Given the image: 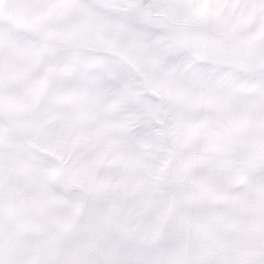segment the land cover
I'll return each instance as SVG.
<instances>
[{
    "label": "snow or ice",
    "instance_id": "1",
    "mask_svg": "<svg viewBox=\"0 0 264 264\" xmlns=\"http://www.w3.org/2000/svg\"><path fill=\"white\" fill-rule=\"evenodd\" d=\"M136 10L166 18L182 92L174 246L158 264H264V0H0V264H137L111 187L146 133L141 101L158 102L124 35ZM223 178L246 180L250 226L189 244L217 211L201 183Z\"/></svg>",
    "mask_w": 264,
    "mask_h": 264
},
{
    "label": "rangeland",
    "instance_id": "2",
    "mask_svg": "<svg viewBox=\"0 0 264 264\" xmlns=\"http://www.w3.org/2000/svg\"><path fill=\"white\" fill-rule=\"evenodd\" d=\"M130 15L141 27L139 30H126L124 35L128 42V48L132 60L137 58V55H139L140 58H144L145 61H148V65L142 64L144 65V68H142V66H139L143 71L151 68L150 66L153 60L152 68L154 69L152 72L154 73H152L151 71H144V87L147 88L148 91H150V84L153 81H155L156 84L157 82L164 83L168 78L166 74L169 75V73L171 72L168 70V66L170 57L173 54V43L168 37L167 21L162 14L155 11L136 10L133 11ZM254 15V12L238 15L236 17L234 26L240 29L246 28L253 22ZM254 38L264 39V28L257 30L254 33ZM146 74L149 75L148 78L146 77ZM146 79H148L147 82ZM158 105L159 112L163 113V109L166 108V106L161 102ZM157 107V105H151L149 103H144L143 101H141V108L145 117L144 126L146 128V133L132 146V148L128 152L123 153L116 161H114V165H120V161H129L132 163L139 161L140 163H143L144 166L148 165L159 167L158 163L160 159L165 161L169 159V156L170 158L174 157V154L169 155L167 151V142L170 141L169 136L163 135L164 132L162 131L158 132L159 135L157 134V126L162 125L161 122L166 121L165 118H163L165 115L161 114L159 115L160 117H157V114L155 112H150L153 111L154 108L155 110H157ZM157 144L159 147L157 146ZM152 149H155L157 151V154L155 155V163L147 164L149 161H152L149 159L150 155L149 157L146 156L148 154L147 151H152ZM139 153L142 154V156H140V158H137V154ZM169 163H172L173 165V159H171ZM172 171H175V168H173V166L171 173ZM150 173L151 169L146 170V168H144L145 175H152ZM118 175L112 182V191L115 187L113 183L118 182L120 179ZM170 175L167 174L164 176V178H170ZM172 177L175 178L174 173H172ZM151 181L152 180L147 179L145 191H150V198L157 188L159 194V196L155 200V208L158 211H155L156 222L154 223V227L156 228L154 229H159L164 232L162 236L161 234L158 235V232L150 233L151 238H153L154 234V239H156V241H162L164 240V233L173 236V205L172 208H170V210L166 212L165 210L160 211L161 203H163L161 196L167 198L164 199V201L168 205L172 204L170 200V194L168 192V188H170L171 183H156V185L153 186L151 183H149ZM169 182H172V179H170ZM246 184L247 182L244 178L211 179L202 182L200 185L201 190L206 192L211 197L212 204L215 209H217V211L213 214L212 219H210L209 221L200 224L193 223L192 225H189L185 229L186 241L191 244L200 235L207 232H214L218 235L223 236L236 233L248 228L250 226L249 218L252 214L253 208L251 200L249 199L246 191ZM145 194L146 193H144L143 195ZM115 195L116 194H113L112 202V210L114 213L112 230L117 235L124 237L128 241L129 245H135L131 243H134V241L141 238V233H139L137 229L140 225H136V216L137 214L141 213L143 208L142 206H140L141 211L139 210V206H137L139 205V201L135 200L136 197L134 196V194H129L126 191V193H124L121 197ZM138 197H141V193L140 195L138 193ZM145 202H147L146 199ZM145 234L147 233L144 232V235ZM143 238L144 237H142V239ZM128 250L135 251V249L131 247H129Z\"/></svg>",
    "mask_w": 264,
    "mask_h": 264
},
{
    "label": "crops",
    "instance_id": "3",
    "mask_svg": "<svg viewBox=\"0 0 264 264\" xmlns=\"http://www.w3.org/2000/svg\"><path fill=\"white\" fill-rule=\"evenodd\" d=\"M133 61L138 65L142 66L144 68V65H148V61L144 60V58H140L139 55H137V58L133 59ZM150 69H146L144 71H153V60L152 64L150 66ZM152 69V70H151ZM154 73V72H152ZM167 80L164 83L153 81L150 85V93L151 96L154 97L158 102L153 103L151 100H143L144 103H149L151 105H157V110L150 111L155 112L157 117H160L159 115H165L163 118H165V122H161L162 125L157 126V134L159 135V131L164 132L163 135L169 136L170 141L167 142L168 144V153L169 155H175L174 149L179 144V134H180V128L182 127V122L177 119L176 113H175V105L181 102L182 99V92L180 87H178L179 84V77L174 75L173 73L166 74ZM148 74H146V77L148 78ZM148 79H146V82ZM150 82V81H149ZM166 84V85H163ZM162 103L166 106V108L163 109V113L159 112V103ZM153 109V108H152ZM147 113V112H146ZM162 118V119H163ZM159 119V118H158ZM159 129V130H158ZM153 132V131H152ZM151 132V133H152ZM154 134V133H152ZM155 135V134H154ZM158 146V144H157ZM159 147V146H158ZM166 151V150H164ZM147 155L150 160L147 164H154L155 162V155L157 154V151L155 149H152V151H147ZM144 154V153H143ZM142 154H137V158H140ZM144 156V155H143ZM174 157L169 156L168 160H159V167L157 166H144L143 163L137 162H121L120 165L115 164L114 166L118 168L120 174L118 175L120 177L118 182L113 183L115 185L113 189V194H116L115 196L121 197L124 193L134 194L136 197L135 200L139 201V210L141 209L140 206H142L141 213L137 214L136 216V225H140L137 229L138 232L141 233V238L134 241L135 245H129V247L134 248L135 251H129L128 250V256L131 260L137 262V264H158V262L163 261L168 256L171 255L173 251L174 246V238L172 235L164 233V240L162 241H156L155 236L153 234V238H151V233L158 232V235H163L164 231H161L159 229H154V223L156 222L155 217V211L156 210V202L155 200L159 196L158 194V188L155 190V192L152 194L151 198L149 197L150 191H145V185H147V179L152 180L151 183L153 186L156 185V183H173L175 178L172 177V173L175 175V171H172V163H169L171 159ZM133 164V165H132ZM122 165V166H121ZM131 165V166H130ZM144 168L146 170L151 169L152 175H145L144 174ZM174 168V166H173ZM170 175V178H164L165 175ZM146 176V177H145ZM147 178V179H145ZM172 179V182H169V180ZM166 180V181H165ZM156 188V187H153ZM170 188H168V192ZM130 191V192H128ZM138 193L141 197H138ZM146 193L145 195H143ZM147 195V196H146ZM144 197V198H143ZM141 199V200H140ZM145 199L147 202H145ZM161 199L163 203H161L160 211H168L170 208H172V204H167L164 199H167L166 197L161 196ZM144 232L147 234L144 235ZM151 232V233H150ZM142 237H144L142 239ZM158 239V238H157ZM143 241V242H142Z\"/></svg>",
    "mask_w": 264,
    "mask_h": 264
}]
</instances>
